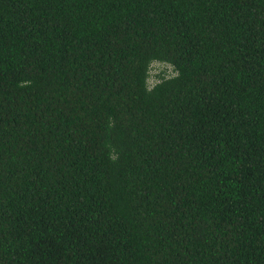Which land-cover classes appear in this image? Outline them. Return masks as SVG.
<instances>
[{"label":"trees","instance_id":"16d2710c","mask_svg":"<svg viewBox=\"0 0 264 264\" xmlns=\"http://www.w3.org/2000/svg\"><path fill=\"white\" fill-rule=\"evenodd\" d=\"M0 264H264V0H0Z\"/></svg>","mask_w":264,"mask_h":264},{"label":"rangeland","instance_id":"374dc122","mask_svg":"<svg viewBox=\"0 0 264 264\" xmlns=\"http://www.w3.org/2000/svg\"><path fill=\"white\" fill-rule=\"evenodd\" d=\"M162 68H163V66L160 64H153L152 65V73L157 72V71L161 70ZM151 81L153 82L152 79H151Z\"/></svg>","mask_w":264,"mask_h":264}]
</instances>
